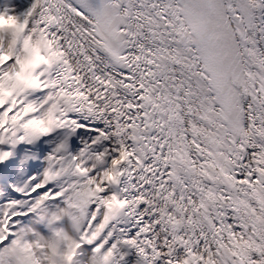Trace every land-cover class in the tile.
Wrapping results in <instances>:
<instances>
[{
    "label": "snow or ice",
    "instance_id": "1",
    "mask_svg": "<svg viewBox=\"0 0 264 264\" xmlns=\"http://www.w3.org/2000/svg\"><path fill=\"white\" fill-rule=\"evenodd\" d=\"M0 264H264V0H0Z\"/></svg>",
    "mask_w": 264,
    "mask_h": 264
}]
</instances>
